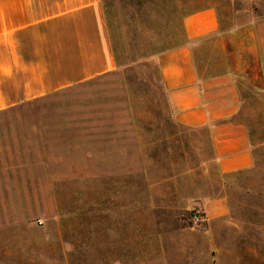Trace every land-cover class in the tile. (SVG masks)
<instances>
[{
	"label": "rangeland",
	"instance_id": "374dc122",
	"mask_svg": "<svg viewBox=\"0 0 264 264\" xmlns=\"http://www.w3.org/2000/svg\"><path fill=\"white\" fill-rule=\"evenodd\" d=\"M208 4L219 6L224 27L238 31L240 48L253 25L264 49V0H105L118 69L0 114V258L14 245L16 259L69 264L53 254L57 244L73 241L83 249L77 264H103L102 250L87 260L86 245H101L104 229L123 211L130 241L136 227L155 224L165 244L175 224L198 231L203 222L194 216L204 215L193 203L200 190L213 194L220 178L202 137L176 123L157 56L185 42L184 17ZM262 63L251 62L240 77V116L259 165L249 184L264 186ZM254 215L242 213L238 240L230 223L216 225L224 228L214 249L197 235L181 236L186 246L174 262L189 256L188 264H264V235L252 229L264 226V214ZM44 249L50 257H42Z\"/></svg>",
	"mask_w": 264,
	"mask_h": 264
},
{
	"label": "crops",
	"instance_id": "0c3cea01",
	"mask_svg": "<svg viewBox=\"0 0 264 264\" xmlns=\"http://www.w3.org/2000/svg\"><path fill=\"white\" fill-rule=\"evenodd\" d=\"M224 23L217 4L205 5L184 17L185 42L157 56L176 123L202 137L200 144L208 148L220 178L213 194L200 190L193 203L204 215L203 224L196 232L175 224L167 244L159 242L156 224L149 230L136 227L134 241H130L126 212H119L112 226L104 229L101 245L87 243L90 263L102 250L103 264H147L148 260L176 264L175 252L186 246L181 236L197 235L195 241L199 238L208 249H214L222 242L224 228L216 225L230 223L232 226L226 227L237 231L238 240L242 213L247 212L248 217L255 213L254 218L264 214V186L255 179L249 184L259 165L240 116L244 103L240 77L248 73L251 62L260 68L264 49L256 43L255 26H248L240 48L238 31ZM118 66L105 0H0V114L93 82L114 73ZM262 68L264 80V63ZM231 193L233 199L237 196L233 202ZM252 229L264 235L262 224ZM56 247L55 258L70 259L69 264H77L83 250L73 241ZM160 250L169 253L160 254ZM5 251L0 264L46 263L42 258L16 259L19 255L14 245H7ZM41 254L43 258L51 256L45 249ZM187 259L189 256H180L177 264Z\"/></svg>",
	"mask_w": 264,
	"mask_h": 264
},
{
	"label": "built area",
	"instance_id": "2783aa9c",
	"mask_svg": "<svg viewBox=\"0 0 264 264\" xmlns=\"http://www.w3.org/2000/svg\"><path fill=\"white\" fill-rule=\"evenodd\" d=\"M203 220H204V218H203V216L201 214H195V216H194V222L196 224L202 223Z\"/></svg>",
	"mask_w": 264,
	"mask_h": 264
}]
</instances>
